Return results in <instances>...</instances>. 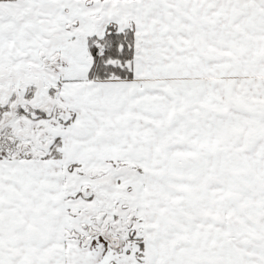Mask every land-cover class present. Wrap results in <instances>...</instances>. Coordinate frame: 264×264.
<instances>
[{
    "label": "snow or ice",
    "instance_id": "obj_1",
    "mask_svg": "<svg viewBox=\"0 0 264 264\" xmlns=\"http://www.w3.org/2000/svg\"><path fill=\"white\" fill-rule=\"evenodd\" d=\"M0 264H264V0H0Z\"/></svg>",
    "mask_w": 264,
    "mask_h": 264
}]
</instances>
